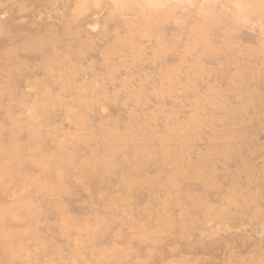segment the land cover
I'll list each match as a JSON object with an SVG mask.
<instances>
[{"label":"rangeland","instance_id":"1","mask_svg":"<svg viewBox=\"0 0 264 264\" xmlns=\"http://www.w3.org/2000/svg\"><path fill=\"white\" fill-rule=\"evenodd\" d=\"M0 264H264V0H0Z\"/></svg>","mask_w":264,"mask_h":264}]
</instances>
